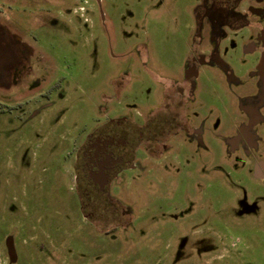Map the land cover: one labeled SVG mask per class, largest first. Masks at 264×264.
<instances>
[{"label":"rangeland","instance_id":"rangeland-1","mask_svg":"<svg viewBox=\"0 0 264 264\" xmlns=\"http://www.w3.org/2000/svg\"><path fill=\"white\" fill-rule=\"evenodd\" d=\"M203 1L0 0V264H264V77L250 50L261 31L214 38ZM194 56L200 141L177 132L135 151L140 169L112 188L131 218L88 220L85 135L160 108ZM249 107L260 116L251 146L233 151Z\"/></svg>","mask_w":264,"mask_h":264},{"label":"flooded vegetation","instance_id":"flooded-vegetation-1","mask_svg":"<svg viewBox=\"0 0 264 264\" xmlns=\"http://www.w3.org/2000/svg\"><path fill=\"white\" fill-rule=\"evenodd\" d=\"M254 2L255 4H264V0H255ZM255 4L249 5L247 0H204L201 23L210 27L211 35L214 38H227L229 31L241 29L249 24L252 25V23L260 29L261 44L259 47L251 46L250 50L259 54L257 63L263 78L264 7L255 9ZM255 16L259 18H255ZM250 43L251 41L248 45ZM203 64V58L190 57L184 70L183 79L172 81L167 86L164 104L160 108L151 110L143 119L131 120L126 116L109 119L107 124L101 125L85 135L78 147L76 172L79 174L80 171L82 175V178L77 176V180L80 182V190L83 192L81 195L82 209L88 220L97 221L98 218H103L102 215L106 213L117 217L121 214L131 218V213L118 198L114 197L112 188L114 183L123 181V175L126 172L140 169L134 157L135 151H152L154 147H166L167 140L177 132L194 133L196 139L200 141L198 132L191 128L193 117H189L188 105L194 92L192 85L198 80V70ZM171 95L174 100L171 99ZM167 105L169 108L172 105V108L176 109L175 116L163 112ZM245 111L246 126L239 134L236 133L229 142V147L233 151H236L241 144L250 148L251 144L247 133L253 130L260 121L256 109L249 107ZM258 164H264V162L259 160L254 163V174ZM100 204L106 206V209L98 211ZM114 228H119V226ZM114 228L105 232L111 233ZM7 253H9L8 249Z\"/></svg>","mask_w":264,"mask_h":264},{"label":"trees","instance_id":"trees-1","mask_svg":"<svg viewBox=\"0 0 264 264\" xmlns=\"http://www.w3.org/2000/svg\"><path fill=\"white\" fill-rule=\"evenodd\" d=\"M117 229H118V228H114V229L112 230V232H113V231H117Z\"/></svg>","mask_w":264,"mask_h":264},{"label":"built area","instance_id":"built-area-1","mask_svg":"<svg viewBox=\"0 0 264 264\" xmlns=\"http://www.w3.org/2000/svg\"><path fill=\"white\" fill-rule=\"evenodd\" d=\"M82 10H84V8L81 7Z\"/></svg>","mask_w":264,"mask_h":264}]
</instances>
